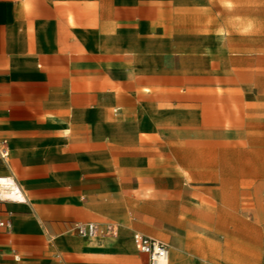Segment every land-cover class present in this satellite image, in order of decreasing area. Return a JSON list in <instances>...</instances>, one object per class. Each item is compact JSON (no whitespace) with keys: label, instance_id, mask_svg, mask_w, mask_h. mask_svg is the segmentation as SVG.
Returning a JSON list of instances; mask_svg holds the SVG:
<instances>
[{"label":"crops","instance_id":"obj_1","mask_svg":"<svg viewBox=\"0 0 264 264\" xmlns=\"http://www.w3.org/2000/svg\"><path fill=\"white\" fill-rule=\"evenodd\" d=\"M215 7L0 0V149L10 151L0 154V174L14 175L27 198L0 201V219L12 223L0 225V264H148L136 231L167 242L169 264H264L240 255L248 251L238 239L253 235L241 232H251L254 219L239 214L248 156L235 139L196 146L189 142L207 139L159 130L177 121L170 108L167 121L161 116L166 100L203 101L207 88L238 81V71L218 70L205 55ZM181 190L190 202L183 234L165 237L131 219L162 222L143 210L155 203L146 197L166 191L175 205ZM78 222L113 223L118 232L83 236Z\"/></svg>","mask_w":264,"mask_h":264},{"label":"rangeland","instance_id":"obj_2","mask_svg":"<svg viewBox=\"0 0 264 264\" xmlns=\"http://www.w3.org/2000/svg\"><path fill=\"white\" fill-rule=\"evenodd\" d=\"M215 1L217 28L207 32V39H214V42H209L205 55L213 60L214 68L218 70L238 71V81L231 88H207L209 97L203 101L198 97H176L175 103L169 101L167 104L166 100L161 104V116L166 117L167 121L170 118L166 114L167 108H170L177 121L173 125L160 126L159 130L161 133L207 139L189 142L196 146L231 144L219 141V135H229L235 139L232 144L239 146L242 155L248 156V159L241 158L247 164L241 168L244 172L239 173V214L254 219V231L241 232L243 235H253L238 239L239 248L248 251L240 255H254L264 261V0ZM221 59L223 62H220ZM200 103L203 111L199 109ZM190 113L193 118L184 122ZM249 169L250 173L246 172ZM176 195L172 200L175 205L169 204L166 191H161L159 195L151 193L150 197H146V200L155 203L144 205L143 210L151 217H160L162 222H154L150 217L142 219L130 216L131 219L136 218L151 231L155 228V232L163 233L165 237L169 233L183 234L190 202L185 200L182 190L177 191ZM168 219L175 223L172 222L176 229L167 228Z\"/></svg>","mask_w":264,"mask_h":264},{"label":"built area","instance_id":"obj_3","mask_svg":"<svg viewBox=\"0 0 264 264\" xmlns=\"http://www.w3.org/2000/svg\"><path fill=\"white\" fill-rule=\"evenodd\" d=\"M9 152V148L7 146H3L0 149V154L3 158L9 157ZM1 200H13L20 202L27 200L23 189L14 175L0 174V201ZM0 225L11 227L12 223L10 220L0 219ZM75 230L80 235L95 237L100 234H116L118 232V227L113 223L100 226L95 222H78L75 225ZM133 242L138 250L148 255V264H169L170 249L168 243L164 240L136 231L133 233ZM16 258H18V256H16Z\"/></svg>","mask_w":264,"mask_h":264},{"label":"bare ground","instance_id":"obj_4","mask_svg":"<svg viewBox=\"0 0 264 264\" xmlns=\"http://www.w3.org/2000/svg\"><path fill=\"white\" fill-rule=\"evenodd\" d=\"M170 262V261H169Z\"/></svg>","mask_w":264,"mask_h":264}]
</instances>
